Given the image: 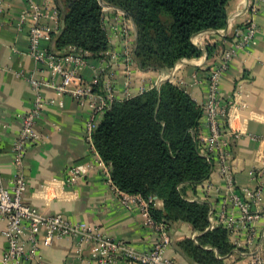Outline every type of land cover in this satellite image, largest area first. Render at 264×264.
Listing matches in <instances>:
<instances>
[{"label": "built area", "instance_id": "built-area-1", "mask_svg": "<svg viewBox=\"0 0 264 264\" xmlns=\"http://www.w3.org/2000/svg\"><path fill=\"white\" fill-rule=\"evenodd\" d=\"M4 1L0 0V8ZM261 1L246 0L244 11L253 16ZM98 3L102 11L101 24L107 38V49L93 57L88 51L76 46H69L62 53L52 49V35L60 28L55 1L25 0L21 13L27 32V54L34 60L37 68L35 72H20L16 76L26 80L35 98L33 107L19 115L21 125L11 147L14 174L9 185L5 186L0 178V221L4 224L1 234L8 244L7 250L0 254V264H22L24 261L44 264L39 254L40 247L49 246L58 239L72 241L71 258L79 264H179L173 257L165 254L172 242L168 233L169 224L156 222L149 214L150 204L156 206L157 199L151 196L145 199L138 193L118 190L111 181L109 168L100 159L91 141L98 118L114 101L131 98L155 86L132 89V67L136 66L133 60L135 25L121 8L102 0H98ZM255 32L256 24L252 18L246 20L244 25L234 28L233 45L201 77L195 76V80L199 81L201 78L206 83L205 99L197 103L201 109L196 130L197 149L211 163L210 175L215 173L220 180V184H217L209 175L199 187L204 195L212 196L218 192L219 197L215 195L216 199H212V202L206 201L209 204L207 229L220 226L228 231L229 240L234 246V251L224 257L229 260V264H264L262 190L260 186L248 189L235 184L232 143L240 133L230 125L229 106L222 101L219 89L222 73L230 60L239 50L253 43ZM120 63L123 70L121 89L118 91L116 70ZM84 67H89V77L82 76L81 70ZM173 73L174 70L167 75V80ZM180 82L181 80L177 81ZM43 87L52 88L57 99L43 98ZM64 95L73 98L79 108L86 112L84 137L89 144L91 160L101 168L105 184L121 206L138 210L146 225L155 230L157 237L147 249L138 250L126 241L102 234L97 227H91L83 221L74 222L61 214H45L23 202L26 189L22 174L25 150L32 142H42V137L34 129L35 120L45 104L57 103L61 106ZM233 99V102L229 101L230 104H234L236 93H233ZM257 142L263 147L264 137H258ZM261 170L262 168L258 172ZM82 176V170L72 165L66 169L62 178L53 179L51 183L63 190ZM260 220H263L261 224Z\"/></svg>", "mask_w": 264, "mask_h": 264}, {"label": "crops", "instance_id": "crops-1", "mask_svg": "<svg viewBox=\"0 0 264 264\" xmlns=\"http://www.w3.org/2000/svg\"><path fill=\"white\" fill-rule=\"evenodd\" d=\"M245 2L231 0L228 3L224 28L204 30L192 37V43L203 50L201 56L181 59L173 68L164 71H143L132 65V89L159 86L174 70L169 81L179 85L196 103H200L206 96V83L201 78L195 80V76L201 77L219 61L222 53L234 43V28L252 18L256 24L254 41L232 57L222 73L219 89L222 101L229 106L230 125L240 133L232 143L235 184L248 189L260 186L264 200V146L260 147L257 142L258 137H264V0L253 16L244 11ZM24 6L25 0H5L0 8V178L5 186L9 185L14 174L11 147L20 129L19 115L33 107L35 98L26 80L16 76L20 72H35L37 68L27 54V32L21 13ZM122 70L120 63L116 70L118 91L121 89ZM81 73L89 77V67H84ZM233 93H236V100L230 104L234 101ZM41 95L46 100L57 99L50 87H43ZM86 117V112L68 95L62 97L61 106L48 103L42 107L34 124L42 142L29 144L23 158L22 174L26 181L23 202L45 214H61L74 222L83 221L97 227L106 236L145 250L155 241V230L146 225L138 210L121 206L105 184L101 168L91 160L89 144L84 137ZM72 165L78 166L83 176L63 190L53 186L51 181L62 178ZM260 168L262 170L258 172ZM210 178L220 184L215 173H211ZM198 188L199 185L195 189L196 197L212 202L215 195L209 200L202 197ZM156 207H162L161 200L156 201ZM262 222L260 220L259 224ZM3 227L0 221V254L8 247L1 234ZM168 233L172 242L165 254L179 264H193L181 253L176 242L183 238L194 239L197 232L185 222H174L169 225ZM71 246V240L58 239L49 246L40 247L42 263L79 264L72 261ZM22 264L36 263L24 261ZM220 264H229V260L223 258Z\"/></svg>", "mask_w": 264, "mask_h": 264}, {"label": "trees", "instance_id": "trees-1", "mask_svg": "<svg viewBox=\"0 0 264 264\" xmlns=\"http://www.w3.org/2000/svg\"><path fill=\"white\" fill-rule=\"evenodd\" d=\"M60 28L52 35V49L69 46L93 57L107 49L98 0H54ZM121 8L133 21L136 44L133 60L138 69L164 71L181 59L203 50L192 37L204 30L222 29L231 0H102ZM199 105L169 80L131 98L114 101L91 134L100 159L109 168L113 185L126 193L162 201L149 206L156 222H185L197 232L176 242L193 264H220L234 251L228 231L207 229L209 204L187 198L210 175L211 163L197 149Z\"/></svg>", "mask_w": 264, "mask_h": 264}, {"label": "rangeland", "instance_id": "rangeland-1", "mask_svg": "<svg viewBox=\"0 0 264 264\" xmlns=\"http://www.w3.org/2000/svg\"><path fill=\"white\" fill-rule=\"evenodd\" d=\"M198 186V185H197ZM196 186V187H197ZM196 189V188H195ZM199 190L198 191H200V193H201V195H202V197H208V198H212L211 196H208V195H204L203 193H202V191H201V189H200V187L198 188ZM185 196L187 197V198H197L196 197V195H195V192H192L190 189H186L185 190ZM218 194V192L215 194V195H217ZM213 196V195H212ZM217 197H219V195H217ZM200 198V197H199ZM198 198V199H199ZM202 198H200V200H201ZM213 199H216V196L215 197H213Z\"/></svg>", "mask_w": 264, "mask_h": 264}]
</instances>
